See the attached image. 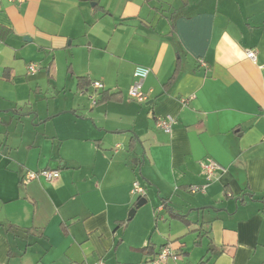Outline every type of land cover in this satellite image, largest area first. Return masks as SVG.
Masks as SVG:
<instances>
[{
	"label": "crops",
	"instance_id": "obj_1",
	"mask_svg": "<svg viewBox=\"0 0 264 264\" xmlns=\"http://www.w3.org/2000/svg\"><path fill=\"white\" fill-rule=\"evenodd\" d=\"M167 243L163 264H264V0H0V264H147Z\"/></svg>",
	"mask_w": 264,
	"mask_h": 264
},
{
	"label": "built area",
	"instance_id": "obj_2",
	"mask_svg": "<svg viewBox=\"0 0 264 264\" xmlns=\"http://www.w3.org/2000/svg\"><path fill=\"white\" fill-rule=\"evenodd\" d=\"M23 1V0H20ZM247 57L255 61L257 59V51L254 48L248 49ZM203 65H205L204 61H201ZM39 71V64L36 62H30L28 64V72L30 74H35ZM151 72V68L145 65H136L134 70V82L129 88V98L136 100L138 102H147L149 100V92L144 89V83L149 76ZM93 86L96 89H102L104 88V84L101 80H94L92 82ZM190 98H183V102L186 104ZM98 100L96 98H93V103L96 104ZM157 126L162 128L165 132L171 133L173 130V126L176 123V118L167 115L163 117L157 118ZM120 146V145H118ZM203 168L207 173V178L211 179L213 174L216 171H225V166L221 165L219 162H217L214 159H208L205 162H203ZM60 176V170L57 168H42L39 170H31L29 169L25 173V181H31V180H46V181H52L53 179ZM190 190L192 192H198L201 190H205V185H192L190 187ZM131 192L135 195H137L139 198L145 197L146 195V189L141 184V182L137 179L133 182V186L131 189ZM173 258L178 259L179 253L174 249V247L171 244H166L161 247L160 251L157 253L156 257L153 259H150L147 264H163L166 259ZM94 264H105L103 260H99L95 262Z\"/></svg>",
	"mask_w": 264,
	"mask_h": 264
},
{
	"label": "water",
	"instance_id": "obj_3",
	"mask_svg": "<svg viewBox=\"0 0 264 264\" xmlns=\"http://www.w3.org/2000/svg\"><path fill=\"white\" fill-rule=\"evenodd\" d=\"M147 202V198L146 197H141L139 199V201L137 202L136 206L131 210V212L129 213V217H132L136 210L141 207L142 205H144Z\"/></svg>",
	"mask_w": 264,
	"mask_h": 264
},
{
	"label": "rangeland",
	"instance_id": "obj_4",
	"mask_svg": "<svg viewBox=\"0 0 264 264\" xmlns=\"http://www.w3.org/2000/svg\"><path fill=\"white\" fill-rule=\"evenodd\" d=\"M41 68V67H40ZM30 74V73H29ZM32 75V74H31ZM55 81H53V83H54ZM53 85V84H52ZM42 86H43V88H47V87H51V85L50 86H48L47 84H45V83H42Z\"/></svg>",
	"mask_w": 264,
	"mask_h": 264
},
{
	"label": "trees",
	"instance_id": "obj_5",
	"mask_svg": "<svg viewBox=\"0 0 264 264\" xmlns=\"http://www.w3.org/2000/svg\"><path fill=\"white\" fill-rule=\"evenodd\" d=\"M167 244H169V243H167ZM166 245V244H165ZM164 246V245H163ZM157 255V254H156Z\"/></svg>",
	"mask_w": 264,
	"mask_h": 264
}]
</instances>
